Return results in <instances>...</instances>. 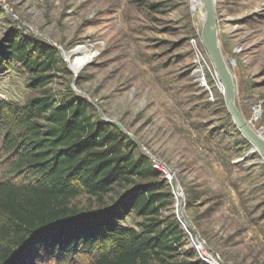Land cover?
I'll use <instances>...</instances> for the list:
<instances>
[{"label":"rangeland","instance_id":"obj_1","mask_svg":"<svg viewBox=\"0 0 264 264\" xmlns=\"http://www.w3.org/2000/svg\"><path fill=\"white\" fill-rule=\"evenodd\" d=\"M215 5L235 103L264 137V0ZM0 10V52L14 35L57 48L51 92L71 90L87 100L93 116L165 169L159 171L172 204L162 215L179 222L184 248L198 257L203 246L224 264H264V162L226 108L200 41L203 8H193L192 0H0ZM192 40L206 57L204 85ZM31 79L17 61L0 67V100L22 105L37 96ZM120 190L102 200L81 193L71 202L95 209ZM138 220L130 213L122 223L136 227Z\"/></svg>","mask_w":264,"mask_h":264},{"label":"trees","instance_id":"obj_2","mask_svg":"<svg viewBox=\"0 0 264 264\" xmlns=\"http://www.w3.org/2000/svg\"><path fill=\"white\" fill-rule=\"evenodd\" d=\"M58 58L57 48L17 35L0 52V67L17 61L39 89L22 105L0 100V264H204L184 248L179 222L162 215L172 194L149 158L87 100L47 87ZM116 187L110 204L72 205ZM130 213L136 227L122 223Z\"/></svg>","mask_w":264,"mask_h":264},{"label":"water","instance_id":"obj_3","mask_svg":"<svg viewBox=\"0 0 264 264\" xmlns=\"http://www.w3.org/2000/svg\"><path fill=\"white\" fill-rule=\"evenodd\" d=\"M201 4L204 14L200 41L222 86L226 108L239 132L251 144L253 151L259 153L264 162V137L262 136V130H254L235 103L234 82L219 46L215 0H201Z\"/></svg>","mask_w":264,"mask_h":264},{"label":"built area","instance_id":"obj_4","mask_svg":"<svg viewBox=\"0 0 264 264\" xmlns=\"http://www.w3.org/2000/svg\"><path fill=\"white\" fill-rule=\"evenodd\" d=\"M191 43L193 44V50H194V66H195V71L196 75L198 76V80L201 84H205V66L208 67L207 62H206V57L203 55V53L200 51V49L197 46V43L195 40H192ZM208 70H210L208 68ZM153 168L156 170H160L163 173H166L164 168H161L158 164H154ZM198 251V257L205 262L206 264H224L222 263L218 255H209L206 253L204 250L203 246L197 247Z\"/></svg>","mask_w":264,"mask_h":264},{"label":"bare ground","instance_id":"obj_5","mask_svg":"<svg viewBox=\"0 0 264 264\" xmlns=\"http://www.w3.org/2000/svg\"><path fill=\"white\" fill-rule=\"evenodd\" d=\"M192 7L198 8V10H202V6L200 5L199 0H192ZM202 22H203V17H202Z\"/></svg>","mask_w":264,"mask_h":264}]
</instances>
